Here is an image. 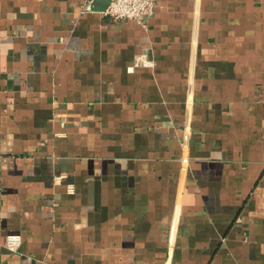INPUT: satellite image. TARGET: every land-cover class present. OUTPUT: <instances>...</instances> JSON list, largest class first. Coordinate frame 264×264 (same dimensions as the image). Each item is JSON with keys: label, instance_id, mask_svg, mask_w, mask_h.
Segmentation results:
<instances>
[{"label": "crops", "instance_id": "0c3cea01", "mask_svg": "<svg viewBox=\"0 0 264 264\" xmlns=\"http://www.w3.org/2000/svg\"><path fill=\"white\" fill-rule=\"evenodd\" d=\"M88 1L0 0V264H264V0Z\"/></svg>", "mask_w": 264, "mask_h": 264}, {"label": "built area", "instance_id": "2783aa9c", "mask_svg": "<svg viewBox=\"0 0 264 264\" xmlns=\"http://www.w3.org/2000/svg\"><path fill=\"white\" fill-rule=\"evenodd\" d=\"M156 0H111L107 9L103 11L114 19H141L153 12ZM21 243V236L17 232L6 234L4 247L9 251H16Z\"/></svg>", "mask_w": 264, "mask_h": 264}, {"label": "water", "instance_id": "95a60500", "mask_svg": "<svg viewBox=\"0 0 264 264\" xmlns=\"http://www.w3.org/2000/svg\"><path fill=\"white\" fill-rule=\"evenodd\" d=\"M111 0H89L86 4V8L92 10L105 11Z\"/></svg>", "mask_w": 264, "mask_h": 264}]
</instances>
